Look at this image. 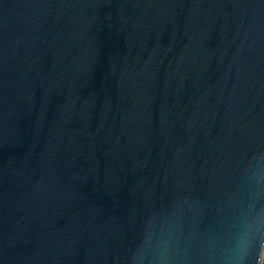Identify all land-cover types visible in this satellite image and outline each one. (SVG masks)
I'll return each mask as SVG.
<instances>
[{
  "label": "water",
  "instance_id": "water-1",
  "mask_svg": "<svg viewBox=\"0 0 264 264\" xmlns=\"http://www.w3.org/2000/svg\"><path fill=\"white\" fill-rule=\"evenodd\" d=\"M258 147L264 0H0V264H124Z\"/></svg>",
  "mask_w": 264,
  "mask_h": 264
},
{
  "label": "clouds",
  "instance_id": "clouds-1",
  "mask_svg": "<svg viewBox=\"0 0 264 264\" xmlns=\"http://www.w3.org/2000/svg\"><path fill=\"white\" fill-rule=\"evenodd\" d=\"M210 199L177 189L148 213L124 264H256L264 247V147L235 162Z\"/></svg>",
  "mask_w": 264,
  "mask_h": 264
},
{
  "label": "rangeland",
  "instance_id": "rangeland-1",
  "mask_svg": "<svg viewBox=\"0 0 264 264\" xmlns=\"http://www.w3.org/2000/svg\"><path fill=\"white\" fill-rule=\"evenodd\" d=\"M263 258H264V252H263V256H262V263H263Z\"/></svg>",
  "mask_w": 264,
  "mask_h": 264
},
{
  "label": "trees",
  "instance_id": "trees-1",
  "mask_svg": "<svg viewBox=\"0 0 264 264\" xmlns=\"http://www.w3.org/2000/svg\"><path fill=\"white\" fill-rule=\"evenodd\" d=\"M262 264H264V258H263V263Z\"/></svg>",
  "mask_w": 264,
  "mask_h": 264
}]
</instances>
